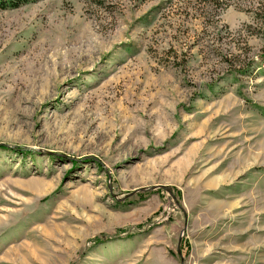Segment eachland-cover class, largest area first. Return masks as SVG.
Returning a JSON list of instances; mask_svg holds the SVG:
<instances>
[{
	"label": "rangeland",
	"instance_id": "374dc122",
	"mask_svg": "<svg viewBox=\"0 0 264 264\" xmlns=\"http://www.w3.org/2000/svg\"><path fill=\"white\" fill-rule=\"evenodd\" d=\"M263 19L0 4V264H264Z\"/></svg>",
	"mask_w": 264,
	"mask_h": 264
},
{
	"label": "trees",
	"instance_id": "16d2710c",
	"mask_svg": "<svg viewBox=\"0 0 264 264\" xmlns=\"http://www.w3.org/2000/svg\"><path fill=\"white\" fill-rule=\"evenodd\" d=\"M20 3H21V0H0L1 6L17 7ZM263 22H264V19H263ZM262 40H263L262 54L264 56V30L262 33ZM15 148L16 150H20L21 147H15Z\"/></svg>",
	"mask_w": 264,
	"mask_h": 264
},
{
	"label": "crops",
	"instance_id": "0c3cea01",
	"mask_svg": "<svg viewBox=\"0 0 264 264\" xmlns=\"http://www.w3.org/2000/svg\"><path fill=\"white\" fill-rule=\"evenodd\" d=\"M206 256V255H205ZM204 258V257H203ZM205 259V258H204Z\"/></svg>",
	"mask_w": 264,
	"mask_h": 264
}]
</instances>
